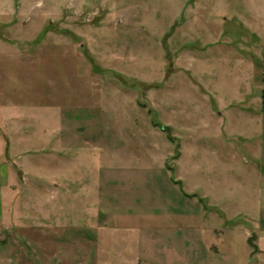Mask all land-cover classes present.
Instances as JSON below:
<instances>
[{"label": "rangeland", "instance_id": "obj_1", "mask_svg": "<svg viewBox=\"0 0 264 264\" xmlns=\"http://www.w3.org/2000/svg\"><path fill=\"white\" fill-rule=\"evenodd\" d=\"M0 165V264H264V0H0Z\"/></svg>", "mask_w": 264, "mask_h": 264}, {"label": "crops", "instance_id": "obj_2", "mask_svg": "<svg viewBox=\"0 0 264 264\" xmlns=\"http://www.w3.org/2000/svg\"><path fill=\"white\" fill-rule=\"evenodd\" d=\"M6 167L0 165V220H1V217H2V205H3V195H2V192H3V187L7 181V175H6Z\"/></svg>", "mask_w": 264, "mask_h": 264}, {"label": "water", "instance_id": "obj_3", "mask_svg": "<svg viewBox=\"0 0 264 264\" xmlns=\"http://www.w3.org/2000/svg\"><path fill=\"white\" fill-rule=\"evenodd\" d=\"M255 238V234L252 233L250 237H248L247 242L254 247V250H256V245L253 244V239Z\"/></svg>", "mask_w": 264, "mask_h": 264}]
</instances>
